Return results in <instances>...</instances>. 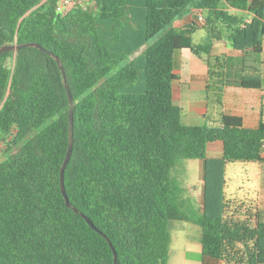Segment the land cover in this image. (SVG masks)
Wrapping results in <instances>:
<instances>
[{"label":"trees","instance_id":"1","mask_svg":"<svg viewBox=\"0 0 264 264\" xmlns=\"http://www.w3.org/2000/svg\"><path fill=\"white\" fill-rule=\"evenodd\" d=\"M56 2L0 0V48L41 45L61 60L73 96L53 56L0 55V264H115L109 242L118 264H168L171 222L201 228V264H264V211H232L225 195L228 164L264 162V122L250 129L223 115L189 126L173 100L179 52L209 56L217 40L240 54L216 59L221 85L262 90L264 0H88L66 15ZM194 9L206 14L200 45L174 28ZM70 111L65 187L103 234L62 193ZM217 141L222 157L208 159ZM198 160L204 212L192 216L172 172Z\"/></svg>","mask_w":264,"mask_h":264},{"label":"crops","instance_id":"2","mask_svg":"<svg viewBox=\"0 0 264 264\" xmlns=\"http://www.w3.org/2000/svg\"><path fill=\"white\" fill-rule=\"evenodd\" d=\"M229 11L246 16L245 12L235 9ZM200 15L205 18L206 14L194 9L174 24V28L179 33H183L193 45H200L206 39L205 36L201 38V43L194 42L198 31L205 32V22L199 21ZM239 55L226 40L215 41L209 56L192 49L179 52L175 74L180 80L173 84V100L182 109L183 122L186 125H205L209 122L211 126H216L223 115L241 118L244 126L250 129L257 128L261 122H264V46L262 64L259 67L263 78L262 90L221 85L223 64L216 62V59ZM220 89L223 90L219 103L217 101ZM223 151L222 142H212L207 148V158H220ZM262 157L264 159V152ZM198 162L199 174L202 177L200 203L203 214L206 161L198 160ZM231 172L234 175L230 176ZM225 177L226 200L230 201L232 211L235 209L242 213L251 210L264 211V162L230 163L227 165ZM179 228L176 226L174 230ZM183 230L186 234L178 242L183 248L178 246L177 239L171 234L172 245L168 264H201L199 259L202 252L201 228L193 223H186Z\"/></svg>","mask_w":264,"mask_h":264},{"label":"rangeland","instance_id":"3","mask_svg":"<svg viewBox=\"0 0 264 264\" xmlns=\"http://www.w3.org/2000/svg\"><path fill=\"white\" fill-rule=\"evenodd\" d=\"M87 5L89 8H92V5L88 3ZM205 36L206 33L204 31H198L194 37V42L196 44L201 43V38H204ZM140 53V51L135 53L133 58L137 57ZM3 151L4 147L2 144H0V160L3 159ZM198 166V161H183L181 165L172 172L173 178L176 179L182 188L183 199L189 200V205L188 207L184 208V211L188 213L190 212V215L192 216H202L200 203L202 177H200ZM237 167L239 168L240 166ZM231 175L234 174L231 172L230 176ZM186 223L187 222H171L169 225L171 234L177 239V244L181 248H183V245L178 242L180 241V238L182 239L183 235L186 234L183 230ZM176 226L180 227L181 229L179 228L174 230Z\"/></svg>","mask_w":264,"mask_h":264},{"label":"water","instance_id":"4","mask_svg":"<svg viewBox=\"0 0 264 264\" xmlns=\"http://www.w3.org/2000/svg\"><path fill=\"white\" fill-rule=\"evenodd\" d=\"M30 47H33V48H36V49H39L40 51L46 53V54H49L51 56H53L56 61L58 62L59 64V67L64 75V78H65V88H66V91H67V94H68V97H69V100H70V103L72 104L73 103V96H72V92H71V89L67 83V80H66V77H65V72H64V67L62 65V62L61 60L53 55L50 51L46 50L45 48H43L41 45L37 44V43H27V44H24V45H6V46H3L0 48V55L3 54V53H7V52H17L19 50H22L24 48H30ZM73 149H74V116H73V112L70 111L69 113V146H68V152H67V155H66V158H65V161H64V164L62 166V169H61V189H62V193H63V196H64V199H65V202L67 204V206L69 208H72L77 214H80L81 217H83L86 222L96 231H98L100 234H103L96 226L95 224L92 222V220L87 217L86 215L84 214H81L79 212V210L75 207L72 206L70 200H69V197H68V194H67V190H66V187H65V171H66V168L71 160V157H72V154H73ZM113 251H114V255H115V264H118V258H117V252L115 251V248L113 247L112 243L109 242Z\"/></svg>","mask_w":264,"mask_h":264},{"label":"built area","instance_id":"5","mask_svg":"<svg viewBox=\"0 0 264 264\" xmlns=\"http://www.w3.org/2000/svg\"><path fill=\"white\" fill-rule=\"evenodd\" d=\"M57 12L61 15H66L74 9L87 8L88 0H57ZM199 21L205 22V18L200 15Z\"/></svg>","mask_w":264,"mask_h":264}]
</instances>
